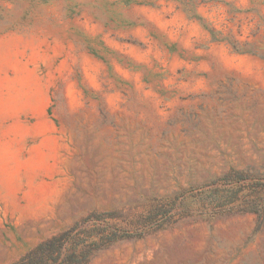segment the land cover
Here are the masks:
<instances>
[{
	"label": "rangeland",
	"instance_id": "obj_1",
	"mask_svg": "<svg viewBox=\"0 0 264 264\" xmlns=\"http://www.w3.org/2000/svg\"><path fill=\"white\" fill-rule=\"evenodd\" d=\"M77 225L264 264V0H0V264Z\"/></svg>",
	"mask_w": 264,
	"mask_h": 264
},
{
	"label": "trees",
	"instance_id": "obj_2",
	"mask_svg": "<svg viewBox=\"0 0 264 264\" xmlns=\"http://www.w3.org/2000/svg\"><path fill=\"white\" fill-rule=\"evenodd\" d=\"M105 222L106 221H103L102 223ZM98 229L104 230L102 225L99 226ZM81 230L86 232V229H80L77 225L62 235L42 242L30 253H28L18 264H85L91 259L94 249H92L91 245L80 242ZM105 236L107 242L118 240L116 239L118 238L117 232H113L111 230H109V234ZM89 237L93 244H99V240H101H97L95 238L96 235L90 236L89 234ZM66 244H68V250L65 252L64 249ZM99 249L101 250V248Z\"/></svg>",
	"mask_w": 264,
	"mask_h": 264
}]
</instances>
